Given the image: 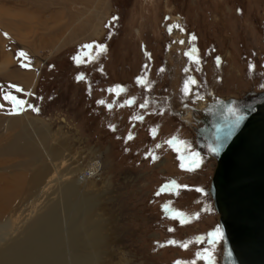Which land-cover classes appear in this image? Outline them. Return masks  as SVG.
Wrapping results in <instances>:
<instances>
[{
  "label": "rangeland",
  "instance_id": "obj_1",
  "mask_svg": "<svg viewBox=\"0 0 264 264\" xmlns=\"http://www.w3.org/2000/svg\"><path fill=\"white\" fill-rule=\"evenodd\" d=\"M8 92L26 101L18 113ZM249 92H264V0H0V153L27 134L40 152L0 156V182L20 180L7 241L57 207L64 243L79 229L91 264H219L204 193L216 163L196 153L188 109Z\"/></svg>",
  "mask_w": 264,
  "mask_h": 264
},
{
  "label": "water",
  "instance_id": "obj_2",
  "mask_svg": "<svg viewBox=\"0 0 264 264\" xmlns=\"http://www.w3.org/2000/svg\"><path fill=\"white\" fill-rule=\"evenodd\" d=\"M212 98L194 142L216 163L204 193L219 217V264H264V92Z\"/></svg>",
  "mask_w": 264,
  "mask_h": 264
},
{
  "label": "bare ground",
  "instance_id": "obj_3",
  "mask_svg": "<svg viewBox=\"0 0 264 264\" xmlns=\"http://www.w3.org/2000/svg\"><path fill=\"white\" fill-rule=\"evenodd\" d=\"M98 25H96V28ZM98 28L96 29L97 31L99 30ZM10 63L11 56H9L6 61L1 64V70H7L11 65ZM212 97L199 99V101L196 103V106L190 107L188 109L190 112V117L188 118L187 123L189 124V126H191L194 133L197 131L196 125L198 122V117H202V111L206 110L209 101L213 100ZM40 137L43 142H45L47 139L45 132H42ZM22 143L23 144L16 147H14L13 145L12 147L15 148L14 150H10V148H12L10 147L9 150L7 149L6 151L1 152L5 153L6 155L22 152L27 154V156L29 154L33 160H37L40 157L38 148L35 147L32 139L28 134L24 135V137L22 138ZM2 153H0V156H2ZM51 156L52 158L58 159L60 157V150L57 148L51 150ZM0 164V166H2L1 161ZM97 168V165L93 163L89 169L84 171L82 170L83 172L81 174V179L86 180L87 178L93 177L96 174ZM45 174L46 173H43V176H45ZM41 178L42 175L38 174V176L36 175V177L34 178V181L36 182L37 180H41ZM18 179L19 178L16 177L12 182H0V264H91L93 257L91 258L88 252L89 247L85 245L86 248L84 249L79 245L80 233L78 228V230H75V228L74 232L71 231V234L69 232L71 239V242H69V244L71 248H73V251L71 248L68 249L69 244L67 245L66 243H64L61 213H59V211H55L58 209L57 207L52 208V211L50 212V214L48 213V216H43L42 218H40V221L37 223V230L28 232L22 240L20 239L18 241H13L11 244L7 241L9 235L7 230L10 228V226L8 223L4 222V215L6 210L12 207V203L15 199L14 196L19 191L18 189L20 186V180ZM76 192L77 190L75 184H71L64 189V193L67 198H71ZM103 243L98 236V232L92 234L91 246L94 252H101ZM64 248L70 250V254L67 255L69 257L68 260L65 257L63 251Z\"/></svg>",
  "mask_w": 264,
  "mask_h": 264
},
{
  "label": "snow or ice",
  "instance_id": "obj_4",
  "mask_svg": "<svg viewBox=\"0 0 264 264\" xmlns=\"http://www.w3.org/2000/svg\"><path fill=\"white\" fill-rule=\"evenodd\" d=\"M115 19H117V18L114 17L113 20H115ZM177 27L179 28V25H177ZM170 31H171V29H170ZM192 39L194 40L195 37L193 36ZM179 43H184V42L183 41H180ZM85 47L92 48L93 45H87ZM95 48L97 49L98 54L107 51V49H106V47L104 45H95ZM19 55L21 57H26V53H23V52H21ZM186 55H189V57L191 58L192 53L189 52V53H186ZM22 66L27 67L28 65L22 64ZM78 79H83V77H78ZM140 82L141 83H146L143 79H141ZM12 87H15V86H12ZM17 91H22V90L17 88ZM3 98H4V100L8 101L9 103H11L13 105V109H12L13 113H18L19 110L22 109L24 107V105L26 104V101H23V100L18 99L16 96L12 95V93H10V92L5 93L4 96H3ZM100 103H104V102L101 101ZM2 107H3V105H0V108H2ZM33 110L35 111L36 109H33ZM169 143H171V142H169ZM196 165L197 166L199 165V159L196 160ZM181 166L183 167V165H181ZM211 235H212V237L214 239L219 238V236H220L219 230H217V232H215V233H212ZM170 243L175 244L176 242L175 241H172ZM161 246H163V245H161ZM183 247H187V245H183ZM205 257H207L209 259V261H210V253H207L206 252L205 253ZM202 258H204V257H202ZM177 264H185V262H177ZM193 264H194V262H193Z\"/></svg>",
  "mask_w": 264,
  "mask_h": 264
},
{
  "label": "crops",
  "instance_id": "obj_5",
  "mask_svg": "<svg viewBox=\"0 0 264 264\" xmlns=\"http://www.w3.org/2000/svg\"><path fill=\"white\" fill-rule=\"evenodd\" d=\"M31 89V88H30Z\"/></svg>",
  "mask_w": 264,
  "mask_h": 264
}]
</instances>
